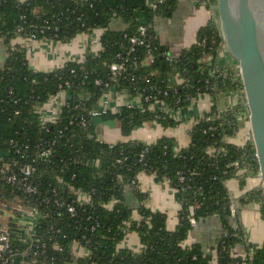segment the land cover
Segmentation results:
<instances>
[{"label": "trees", "instance_id": "16d2710c", "mask_svg": "<svg viewBox=\"0 0 264 264\" xmlns=\"http://www.w3.org/2000/svg\"><path fill=\"white\" fill-rule=\"evenodd\" d=\"M179 1L0 0V42L7 51L5 64L0 67V111L4 109L0 143L17 137L20 143L31 144L33 158H37L40 144L45 143V149L50 145L52 155L48 162L38 160L35 164L44 187L59 190L78 207L76 218L56 214L58 223L54 229L50 228V218L36 228L37 235L48 243L46 255L57 259L52 264H264V244H247L243 231L230 226L231 198L225 183L238 176L233 163L241 161L242 166L252 165L258 170L255 150L223 142L225 136L237 131L236 117L242 106L228 111L222 122H207L206 118L218 112L214 105L194 126L191 144L180 151L166 137L154 144L141 141L109 144L98 139L92 120L86 127L80 125L79 117L97 108L111 90L128 92L134 97L151 83L169 91V96H161L159 100L163 107L176 110L189 106V103L176 104L187 95L206 93L214 97L220 89L234 91L238 85L243 87L241 82L235 83V75L230 71L214 73L218 51L225 42L212 22L199 32L197 44L180 57L169 61L164 55L169 52L160 45L154 27L159 19L172 16ZM115 18H120L128 28L123 32L111 30ZM142 25L147 26L152 36L155 48L152 58H147L145 47H136L134 56L139 62L128 69L125 78L112 82L111 64L118 61V54H127L131 38L139 36ZM98 28L105 30L100 54L89 55L82 63H69L53 72L32 71L25 46L13 44L18 36L27 39L36 30L44 31L37 33L36 39L69 43L79 33H92ZM203 41L205 45H199ZM177 78H183L190 88H180L178 92L170 89ZM96 80H102L103 86H96ZM66 82L72 85L71 106L62 110L57 121L42 122L38 107L59 94V85ZM12 98L19 99V103L12 106ZM77 103H81V110L74 109ZM119 111L110 113L105 120L116 121L124 136H130L146 123L158 122L164 129L178 125L163 112L157 120L151 104H144L142 109L126 106ZM211 126L217 129L212 131ZM221 149L224 151L219 152ZM141 173L168 183L181 204L179 224L174 231L167 229V214L147 208V197L138 185ZM127 189H132L141 202L136 209L139 220L133 219L135 209L126 201ZM80 193L90 195L91 202L78 203ZM255 196L264 202L262 191ZM214 215L221 218L227 231L217 242L214 253H207L201 244L186 245L193 230L191 220L198 222ZM93 225L94 231L90 229ZM78 226L80 230H76ZM130 232L139 235L142 249L138 252L120 247ZM74 242L91 255L77 256ZM241 243L247 246L245 255L235 252Z\"/></svg>", "mask_w": 264, "mask_h": 264}, {"label": "crops", "instance_id": "0c3cea01", "mask_svg": "<svg viewBox=\"0 0 264 264\" xmlns=\"http://www.w3.org/2000/svg\"><path fill=\"white\" fill-rule=\"evenodd\" d=\"M24 2L25 0H20ZM83 2L86 0H76ZM149 2H152L150 0ZM211 22L209 9L205 4L200 5L195 0H180L174 13L169 18H161L155 24L156 36L173 58H178L185 50L194 47L198 42L199 32L207 27ZM128 26L120 19L115 18L110 24V29L116 32H123ZM104 29H96L92 33H79L71 42L63 43L56 40L36 39L29 40L18 36L13 44L15 46H25L27 49L28 63L32 71L37 73L53 72L61 69L69 63H82L89 55L96 56L103 50L102 36ZM7 59V51L0 42V67H3ZM211 59H208L210 62ZM237 62L233 60L226 49L223 56L216 59L215 74H224L228 71L233 75L236 71ZM184 82L183 78L174 80V84ZM71 95L60 94L49 99L41 106V115L45 123L52 122L62 110V104L70 100ZM236 103L235 96L228 88L220 89L215 96L202 93L194 98L191 104L183 109L172 113L173 119L178 122L175 127L164 129L160 123L151 122L135 129L130 136H124L118 123L110 127L105 124L96 126V134L100 141L109 144L119 142L141 141L147 144H154L162 137L171 139L175 143V150L187 148L191 144L192 131L196 121L207 116L214 105L223 110ZM132 105L136 109H141L143 103L141 97H132L128 92L111 90L99 101L98 108H106L111 114H116L121 108ZM157 108V105H156ZM159 109V107L157 108ZM166 110H170L167 108ZM237 115V131L226 137V143L245 148L250 144L252 136L249 110L246 105ZM170 116V113H169ZM114 121V120H113ZM262 181L260 178H249L240 180L233 178L226 181L225 186L231 197L238 200L241 210L237 218L230 219V226L241 229L248 244H264V214L263 200L255 196V193L262 191ZM140 191L147 197L146 206L154 212L167 214V229L174 231L179 224V214L181 204L176 200L175 194L168 183L157 182L154 176L141 173L138 176ZM125 197L128 205L135 209L133 219L139 220L136 209L141 202L132 189H127ZM248 217V222L247 221ZM246 219V221H245ZM221 218L217 215L197 222L191 231L186 245L201 244L207 253H214L217 242L226 233ZM138 252L142 249L139 235L130 232L125 241L120 246ZM235 252L238 255L247 253L245 243L237 245Z\"/></svg>", "mask_w": 264, "mask_h": 264}, {"label": "built area", "instance_id": "2783aa9c", "mask_svg": "<svg viewBox=\"0 0 264 264\" xmlns=\"http://www.w3.org/2000/svg\"><path fill=\"white\" fill-rule=\"evenodd\" d=\"M163 1L164 0H152V3ZM196 2L199 3V1ZM203 4L208 7L211 15V22L219 29L221 34L216 0H204ZM43 32V30H36L35 33L27 39L36 40L37 33ZM199 45L204 46L205 41L199 43ZM136 47H145L147 58H152L155 48L152 46V36L148 34L147 26H140L139 36L131 38L127 54H118V61L111 64L110 79L112 82L118 81L121 77L125 78L124 75H126L128 69L132 65H136L139 62V58L134 56ZM224 49L225 45L218 51L217 59H220L223 56ZM164 55L167 56L169 61L174 59L167 53H164ZM72 73H74V71H72ZM234 75L235 83H242L241 72L238 64ZM131 81H135L134 76L131 78ZM148 83H150V81H148ZM95 84L96 86L101 87L103 86V81L96 80ZM150 84L143 88L142 94H139L143 105L151 104L152 112L157 114V120L160 118L159 113L161 112H163L166 117L173 119L171 114L176 113L180 109L175 110L170 108V110H166L169 107H163V103L159 100L161 96H169V91ZM180 88L188 89L190 88V84H188V82H182L180 84L173 83V86L170 89L178 92ZM71 89L72 85L70 82L61 84L58 87L59 94L57 95H60L61 93L69 94ZM13 93L14 92L11 89L10 95L12 96ZM199 94L200 93H197L196 96ZM232 95L235 96L236 103H233L228 108L223 110L218 109V112L213 117L206 118L207 122H222L228 111H233V109L239 106L246 105L244 87L241 88L238 85L237 89L232 91ZM196 96L192 97L191 95H187L185 98L177 100L176 104L181 105L182 103H189L190 105ZM19 101V99L12 98V106L17 105ZM156 105L159 109L156 108ZM70 106L71 105L68 100L66 103L62 104V110L66 107L69 108ZM129 107L135 108L132 105H129ZM38 108V110H41V106ZM74 109L81 110V103L74 105ZM119 112L120 111L116 112V114ZM3 114L4 109L3 111H0V119ZM15 114L18 115L19 111H16ZM109 115L110 111L106 108H94L79 117L80 125L82 127H86L90 120L93 121V119L96 118L105 119ZM59 116L60 115H58L52 122L57 121ZM41 120L44 122L42 115ZM199 120L200 119L196 121L195 125ZM216 129V126L210 127V130L212 131H215ZM226 137L227 136L223 138V142L225 143ZM248 145H253L252 136L250 144ZM248 145L246 147H248ZM39 148L40 150L37 154V158H33L31 144L25 142L20 143V140L17 137L11 138L10 140L4 142V144L0 143V264H52L57 259L56 257L49 258L46 255L48 251V243L45 242V238L43 239L42 236L37 235V226L42 224L45 218H50L52 221V223L49 224L50 228L54 229L58 223L56 217L54 218L56 214L60 217L65 214L71 218H76L78 216V207L75 202H72L71 200L67 201L63 197L62 193L55 188L45 189L41 174L35 164L38 160L44 164L45 162H48L52 155V149L50 145L47 149H45V143L40 144ZM251 149L255 150L253 147ZM223 151L224 149H221L219 152ZM212 152L217 151L212 150ZM254 159L258 162L256 150ZM243 165L245 166H242L241 161L233 163V166H235L239 171L238 176L235 178H239L240 180L255 177L260 178L259 164L258 170H256L252 165ZM230 198L231 202L229 211L231 218H237L241 210L240 202L231 196ZM77 199V202L80 204L91 202V196L83 193L78 194ZM91 218V216L88 217V220ZM191 224L194 228L197 225V221L191 220ZM95 227L96 225H93L90 229L94 231ZM80 228L81 226H78L76 227V230H80ZM244 239L247 243L245 236ZM73 244L77 256L88 257L91 255L87 249L85 250L80 247V243L74 242ZM54 248L58 249L56 245ZM59 250L61 251L62 249Z\"/></svg>", "mask_w": 264, "mask_h": 264}, {"label": "water", "instance_id": "95a60500", "mask_svg": "<svg viewBox=\"0 0 264 264\" xmlns=\"http://www.w3.org/2000/svg\"><path fill=\"white\" fill-rule=\"evenodd\" d=\"M225 49L241 72L264 197V0H216ZM72 95V93H69ZM39 109V108H38ZM95 126L115 121L93 119Z\"/></svg>", "mask_w": 264, "mask_h": 264}, {"label": "rangeland", "instance_id": "374dc122", "mask_svg": "<svg viewBox=\"0 0 264 264\" xmlns=\"http://www.w3.org/2000/svg\"><path fill=\"white\" fill-rule=\"evenodd\" d=\"M245 221H246V219H245ZM248 222V217H247V221H246V223Z\"/></svg>", "mask_w": 264, "mask_h": 264}]
</instances>
